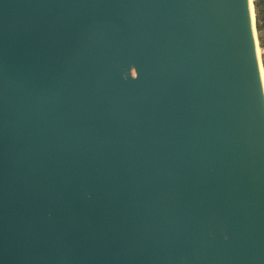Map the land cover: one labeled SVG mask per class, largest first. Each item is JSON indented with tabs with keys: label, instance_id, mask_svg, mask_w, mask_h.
<instances>
[{
	"label": "water",
	"instance_id": "water-1",
	"mask_svg": "<svg viewBox=\"0 0 264 264\" xmlns=\"http://www.w3.org/2000/svg\"><path fill=\"white\" fill-rule=\"evenodd\" d=\"M250 0H0V264H264Z\"/></svg>",
	"mask_w": 264,
	"mask_h": 264
},
{
	"label": "rangeland",
	"instance_id": "rangeland-1",
	"mask_svg": "<svg viewBox=\"0 0 264 264\" xmlns=\"http://www.w3.org/2000/svg\"><path fill=\"white\" fill-rule=\"evenodd\" d=\"M253 4V15H254V25L255 33L257 37V45L260 50V62L263 68L264 75V1L263 0H252Z\"/></svg>",
	"mask_w": 264,
	"mask_h": 264
},
{
	"label": "bare ground",
	"instance_id": "bare-ground-1",
	"mask_svg": "<svg viewBox=\"0 0 264 264\" xmlns=\"http://www.w3.org/2000/svg\"><path fill=\"white\" fill-rule=\"evenodd\" d=\"M250 3H251V10H252V16H253V22H254V15H253V4H252V0H250ZM258 46V45H257ZM258 54H259V57H260V50H259V47H258ZM263 69V68H262ZM264 76V75H263ZM264 78V77H263Z\"/></svg>",
	"mask_w": 264,
	"mask_h": 264
},
{
	"label": "built area",
	"instance_id": "built-area-1",
	"mask_svg": "<svg viewBox=\"0 0 264 264\" xmlns=\"http://www.w3.org/2000/svg\"><path fill=\"white\" fill-rule=\"evenodd\" d=\"M264 1V0H263ZM262 49L264 50V47H262Z\"/></svg>",
	"mask_w": 264,
	"mask_h": 264
}]
</instances>
